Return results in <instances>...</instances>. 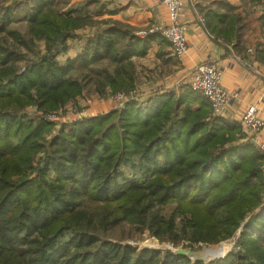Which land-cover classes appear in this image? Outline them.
I'll return each instance as SVG.
<instances>
[{
    "label": "trees",
    "instance_id": "obj_1",
    "mask_svg": "<svg viewBox=\"0 0 264 264\" xmlns=\"http://www.w3.org/2000/svg\"><path fill=\"white\" fill-rule=\"evenodd\" d=\"M32 1L26 33L9 28L13 7L0 15V264H156L160 251L135 253L106 237L123 222L191 246L217 244L241 228L234 264H264V156L190 87L63 123L46 141L55 123L41 115L67 109L90 85L133 91L131 57L143 56L149 42L124 43L127 34L115 25L60 65L66 39L92 20L90 1L61 8ZM42 40L43 56L35 52ZM169 203L187 216L181 235L176 215L155 212ZM159 261L205 264L170 252Z\"/></svg>",
    "mask_w": 264,
    "mask_h": 264
},
{
    "label": "crops",
    "instance_id": "obj_2",
    "mask_svg": "<svg viewBox=\"0 0 264 264\" xmlns=\"http://www.w3.org/2000/svg\"><path fill=\"white\" fill-rule=\"evenodd\" d=\"M89 1L92 20L66 39L64 50L56 56L60 65L76 58L100 31L117 25L127 34L124 43L129 37L149 42L143 56L131 57L138 93L132 101L141 106L170 92L178 97L190 87L197 67L211 61L225 69L222 87L234 96L219 117L237 124L240 141L251 143L252 136L241 119L255 106L264 121V0H183L188 49L180 60L172 56L170 44L158 32L169 23L168 9L158 0ZM37 48L41 56L47 54L46 41L37 42ZM115 95L109 88L100 93L92 84L67 108L77 106L88 112L87 118L97 117L123 107ZM192 106L198 108V103ZM28 112L36 114V109ZM260 138L264 140V129Z\"/></svg>",
    "mask_w": 264,
    "mask_h": 264
},
{
    "label": "rangeland",
    "instance_id": "obj_3",
    "mask_svg": "<svg viewBox=\"0 0 264 264\" xmlns=\"http://www.w3.org/2000/svg\"><path fill=\"white\" fill-rule=\"evenodd\" d=\"M83 1L85 0H54L53 3L55 6H58L59 8H61L68 4L79 5L83 3ZM32 5H35L34 1L32 0H0V15L1 16L5 15L4 8L13 7L12 9L14 12H12L13 14L10 15V17L13 20V23L9 26V28L20 31L22 33H26L28 27H27L26 21L24 20V17L26 16V12H28L29 8H31ZM35 52L40 53V55H42V53L38 50V48L35 49ZM37 56L38 55H36L35 53L34 56H32L33 60H37L38 58ZM22 65L23 63H20V66ZM119 93H122V92H118L116 94H119ZM74 107H77V106H73L71 107V109L67 108V109H62L59 111V112L65 111V113L62 114L61 117L56 118L55 121H52L55 123V128L53 129V132L51 134L46 135L47 142H49L52 137L58 134V130L63 125L61 124L62 121L68 122L72 118L79 117L78 114L77 115H67L66 114L67 113L66 110H72ZM31 108H34V107H31ZM31 108H28V110H30ZM79 109H82V108H79ZM38 115L40 114L38 113ZM42 120L45 121L44 119ZM45 122H48V121H45ZM254 148L256 149L258 153L262 155V153L255 146ZM41 154L45 156L46 148L42 150ZM37 166H38V163L35 165V167ZM41 166H43V164H41ZM125 171L124 172L126 174L127 173L130 174L131 169L126 168ZM263 182H264V167H263ZM260 198L262 199V201L264 200V185H263V189L260 194ZM176 208H177L176 203H169L165 206L156 207L155 212H158L161 217L166 218V219H169L171 218V216L176 215L177 216L176 217V233L178 235H181V229L183 227L182 222H183V219H185L184 217H187V216L177 215ZM240 230L242 229L240 228L231 238L221 241L217 244H213V245L193 244L191 246L189 241L180 239L178 243H174L168 239H160L156 236V234L150 228L123 222V223H120V225H117L116 227L112 228L106 234V237L115 244L130 245L131 247L136 249L135 253H138L139 251L144 250V249L160 251L161 252L160 256L154 260L157 262V263L155 262L156 264H160L159 260L163 258L166 252H170L173 254H179V253L188 252V251H199L202 248H206L208 250L207 251L209 255L208 259H213L211 261L220 259L225 263L234 264V257L236 253L240 251L239 247L235 246L236 241L240 236L238 235ZM209 262L205 264H208ZM182 264H187V263L183 262Z\"/></svg>",
    "mask_w": 264,
    "mask_h": 264
},
{
    "label": "built area",
    "instance_id": "obj_4",
    "mask_svg": "<svg viewBox=\"0 0 264 264\" xmlns=\"http://www.w3.org/2000/svg\"><path fill=\"white\" fill-rule=\"evenodd\" d=\"M164 5L169 12V23L166 27L161 28L158 32L170 44L172 56L180 60L188 49L187 28L183 23V0H158ZM225 69L217 67L211 61L205 62L197 67L193 80L190 83L192 91L196 92L208 101L212 112L215 116H221L228 105L233 101L234 96L222 87V79ZM138 97L137 90L128 93H119L115 95V100L120 106H124L128 101L135 100ZM71 109V108H70ZM67 115H77L84 119L86 110L74 107L72 110H66ZM64 112L42 115L45 121L52 122L59 118ZM242 125L248 131L252 138L251 143L264 156V140L260 134L264 129V121L257 116L255 106H250L241 119Z\"/></svg>",
    "mask_w": 264,
    "mask_h": 264
},
{
    "label": "water",
    "instance_id": "obj_5",
    "mask_svg": "<svg viewBox=\"0 0 264 264\" xmlns=\"http://www.w3.org/2000/svg\"><path fill=\"white\" fill-rule=\"evenodd\" d=\"M241 232H242V230L239 231L238 235H240ZM207 251L208 250L206 248H202L199 251L182 252V253H179L178 255H182V256H185V257L191 259L193 263L198 262V261H202L204 263H207V262L213 260V259H208L209 255H208Z\"/></svg>",
    "mask_w": 264,
    "mask_h": 264
}]
</instances>
